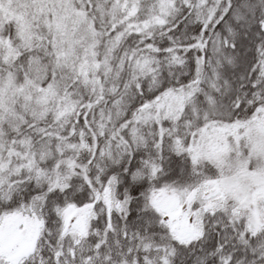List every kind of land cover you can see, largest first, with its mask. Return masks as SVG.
<instances>
[{"label": "snow or ice", "instance_id": "1", "mask_svg": "<svg viewBox=\"0 0 264 264\" xmlns=\"http://www.w3.org/2000/svg\"><path fill=\"white\" fill-rule=\"evenodd\" d=\"M0 264H264V0H0Z\"/></svg>", "mask_w": 264, "mask_h": 264}]
</instances>
